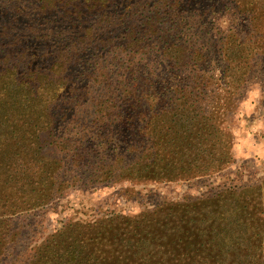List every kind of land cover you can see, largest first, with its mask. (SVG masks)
Returning a JSON list of instances; mask_svg holds the SVG:
<instances>
[{
    "label": "trees",
    "instance_id": "16d2710c",
    "mask_svg": "<svg viewBox=\"0 0 264 264\" xmlns=\"http://www.w3.org/2000/svg\"><path fill=\"white\" fill-rule=\"evenodd\" d=\"M40 3L23 16L25 23L18 9L0 6V177L18 198L6 195L0 211L18 209V203L28 210L42 208L71 187L77 165L88 159V179L125 176L157 182L195 169L193 176H204L221 163L233 139L223 127L225 117L235 114L264 65V0ZM224 15L234 19L239 32L231 29L210 44L216 58H207L191 39L167 43L163 27L174 26L182 35L186 27L206 29ZM167 226L164 231L170 230ZM212 231L211 240L218 241ZM107 233L102 230L97 237L106 241ZM10 236L0 231L3 258L13 246ZM246 239L255 247L256 238ZM170 245L180 248L174 239ZM217 245L222 248L221 240ZM52 246L56 249L45 247L43 264L64 250ZM262 253L264 247L245 264H264ZM245 256L235 264H243ZM176 258L185 257L177 253Z\"/></svg>",
    "mask_w": 264,
    "mask_h": 264
},
{
    "label": "rangeland",
    "instance_id": "374dc122",
    "mask_svg": "<svg viewBox=\"0 0 264 264\" xmlns=\"http://www.w3.org/2000/svg\"><path fill=\"white\" fill-rule=\"evenodd\" d=\"M30 1L0 0V6L9 4L18 9L25 23L23 16L44 4L41 0L36 5ZM163 28L168 33L167 43L191 39L199 43L198 50L207 58H216L210 44L224 38L231 29L239 32L230 15L218 16L206 29L186 27L182 35L174 26ZM164 54L171 56L169 52ZM220 75L221 69L217 68L215 77ZM257 76L246 88L235 114L225 117L223 127L233 137L227 155H222L221 163L214 168H207L204 176H193L197 174L195 169L189 177L186 174L168 182L125 176L91 180L86 178L90 171L88 159L80 168L76 164L71 187L42 208L28 210L18 203V209L0 211V231L11 233L9 244L13 245L8 256L0 255V260L4 259V264H43L45 247L50 246L51 251L56 249L52 246L55 244L64 250L56 256L48 254L53 256L51 264H235L244 253L247 259L243 264L252 263L255 258L251 254L264 247V65L258 67ZM217 150L226 152L223 148ZM75 176L80 183H73ZM3 177L0 200L4 204L6 195L16 198L17 194ZM12 204L10 201L6 207ZM166 225L171 233L163 230ZM211 228L213 239L221 240L224 250L218 241L211 240ZM205 229L208 232L199 239ZM102 230L108 231L106 241L97 237ZM247 237L256 238L252 240L255 247L248 246ZM151 238L152 243L147 241ZM173 239L180 248L170 245ZM200 241L204 242L202 246L198 245ZM177 253L185 258H176Z\"/></svg>",
    "mask_w": 264,
    "mask_h": 264
}]
</instances>
